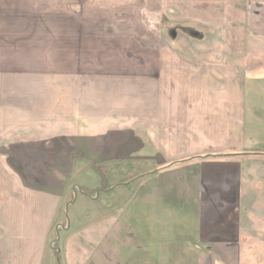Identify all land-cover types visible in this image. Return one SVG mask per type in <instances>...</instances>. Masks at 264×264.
Segmentation results:
<instances>
[{"label":"crops","instance_id":"0c3cea01","mask_svg":"<svg viewBox=\"0 0 264 264\" xmlns=\"http://www.w3.org/2000/svg\"><path fill=\"white\" fill-rule=\"evenodd\" d=\"M261 133L264 0H0V264H227Z\"/></svg>","mask_w":264,"mask_h":264},{"label":"rangeland","instance_id":"374dc122","mask_svg":"<svg viewBox=\"0 0 264 264\" xmlns=\"http://www.w3.org/2000/svg\"><path fill=\"white\" fill-rule=\"evenodd\" d=\"M248 116L249 110H247L246 114L247 121ZM260 135L264 134L261 133ZM260 137L261 138H257L256 142L261 141L262 143H257L254 149H252L253 151H247L248 153L242 152L245 155L239 156L238 158H229L230 160L240 161L243 165H241V195L238 200L239 202H237L239 207L236 211L238 214L237 225L240 234L238 240L235 242H229V244H232L229 245L231 248L225 250L223 253V257L227 264H264V140H262V136ZM257 153L261 154L258 155ZM123 163H130L135 171L130 176L131 182L129 183V181H127L126 183L128 184L122 187L124 189H120V185L123 181L117 177L113 178V182H115L114 185L116 186L112 191V195L109 196L110 201L111 199H117V201H119V199H125L127 201L129 196H132L136 190H138L139 184L136 180L139 173H143L147 170L149 171L152 168L150 165L148 166L149 169L147 167L145 168L144 166L147 164H143L140 161ZM112 166L113 165H110V167L105 168H111ZM183 170H187V168H184ZM149 177H151V175L147 176L148 180ZM97 179L98 176L94 172L93 167L85 164L83 170L73 171L69 185L76 184L79 188L83 186L85 192H88V195H92L101 191L98 190L96 192H91L93 189H96ZM125 194L126 196H123ZM103 195L104 194L101 192L100 198H103ZM197 195L194 204L201 201V195ZM79 203L80 202L76 204V208ZM127 203L128 202H126V204ZM80 207L87 210L91 208H86V205H79V208ZM68 211L70 215L72 208H68ZM53 237L54 233H51V238ZM219 264H223V262H220Z\"/></svg>","mask_w":264,"mask_h":264},{"label":"trees","instance_id":"16d2710c","mask_svg":"<svg viewBox=\"0 0 264 264\" xmlns=\"http://www.w3.org/2000/svg\"><path fill=\"white\" fill-rule=\"evenodd\" d=\"M257 154L260 155L261 153H257ZM243 155L245 154L237 150H229L225 153L216 154V155H206V156L209 157L211 156L212 158H225V157H239ZM93 170L97 174L98 179L96 182V189H93L91 192L93 191L96 192L98 190H101L102 192H106L111 190L112 186L115 183L113 182L114 177L119 178L120 180L123 181V183H126L127 181H129L130 183L131 182L130 176L135 171V169L132 168L130 163H123V162H117L111 168H105L102 166L94 165ZM80 190L85 192L83 186H81ZM86 194H88V192Z\"/></svg>","mask_w":264,"mask_h":264}]
</instances>
